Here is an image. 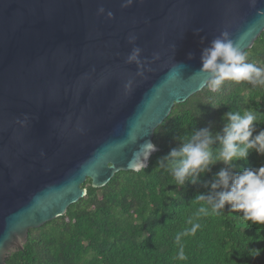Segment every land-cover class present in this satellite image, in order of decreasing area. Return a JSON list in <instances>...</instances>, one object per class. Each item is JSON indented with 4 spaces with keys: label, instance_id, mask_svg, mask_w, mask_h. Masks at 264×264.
Masks as SVG:
<instances>
[{
    "label": "water",
    "instance_id": "obj_1",
    "mask_svg": "<svg viewBox=\"0 0 264 264\" xmlns=\"http://www.w3.org/2000/svg\"><path fill=\"white\" fill-rule=\"evenodd\" d=\"M124 3L0 0V264L86 179L147 166L155 128L206 86L202 55L221 32L245 51L264 30V0Z\"/></svg>",
    "mask_w": 264,
    "mask_h": 264
},
{
    "label": "trees",
    "instance_id": "obj_2",
    "mask_svg": "<svg viewBox=\"0 0 264 264\" xmlns=\"http://www.w3.org/2000/svg\"><path fill=\"white\" fill-rule=\"evenodd\" d=\"M244 52L246 62L264 67V30ZM249 109L257 113L256 135L264 131V88L232 81L217 92L204 86L173 105L153 132L158 150L145 168L117 172L101 188H92L86 179L81 185L85 196L62 216L30 229L22 249L5 264H264V226L244 221L229 205L219 215L210 209L205 215L199 209L206 203L197 200L221 190L211 188L219 171L235 176L258 169L264 155L252 150L246 160L225 165L216 159L217 140L211 145L215 162L183 186L175 183L167 159L201 129L213 138L223 135L226 114ZM193 224L200 225L194 234Z\"/></svg>",
    "mask_w": 264,
    "mask_h": 264
},
{
    "label": "clouds",
    "instance_id": "obj_3",
    "mask_svg": "<svg viewBox=\"0 0 264 264\" xmlns=\"http://www.w3.org/2000/svg\"><path fill=\"white\" fill-rule=\"evenodd\" d=\"M250 2L255 6L256 0H250ZM132 3L133 0H126L122 7H130ZM104 12L103 7L98 9L99 14ZM258 12L264 13L259 10ZM107 17L112 19L113 13L109 11ZM131 39L134 40L135 37ZM140 52V48H134L128 61L139 64ZM156 58H159L158 55ZM246 61L247 54L242 50L241 44L234 41L227 31L221 32L202 55L201 74L209 77L205 81L207 88L217 92L226 81L237 84L246 82L253 88H264V67H258ZM172 74L175 77L179 76V72ZM226 118L228 123L223 128V135L217 134L213 138L208 129H201L182 143L180 148L170 152L167 158L169 170L177 185L183 186L188 177L194 178L209 170L210 165L215 162L211 145L217 140L220 147L217 150L216 159L225 165L231 166L234 161L246 160L252 150L259 155H264V131L253 135L257 123L255 111L251 109L242 113L230 111L226 114ZM148 147L152 151L155 150L154 145ZM144 167V161L140 162L138 169ZM195 182L196 180L193 179L192 183ZM211 188L221 190L215 192L214 196L201 194L197 197V200L207 205V208L199 209L201 213L207 215L210 209L212 214L219 215L225 205H229L232 212L243 214L244 221L264 226V166L258 169L246 168L235 176H232L227 169H222L211 184ZM199 227V224H193L191 232L194 234ZM253 252L255 256L260 254L256 250Z\"/></svg>",
    "mask_w": 264,
    "mask_h": 264
}]
</instances>
